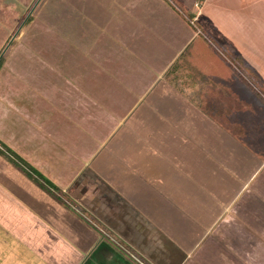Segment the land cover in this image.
<instances>
[{
  "label": "crops",
  "instance_id": "1",
  "mask_svg": "<svg viewBox=\"0 0 264 264\" xmlns=\"http://www.w3.org/2000/svg\"><path fill=\"white\" fill-rule=\"evenodd\" d=\"M155 2L152 12L167 34L155 51L143 45L139 55L156 65L146 61L153 71H140L165 84L159 79L144 102L137 95L143 124L115 142H93L86 162L61 187L62 200L17 169L5 172L7 181L0 171V200L2 194L7 201H0V220H9L26 247L19 260L0 255L2 264H101L107 246L108 264H130L128 257L135 264H193L209 250L217 256L226 250L231 264H261L264 92L256 80L264 84V73L234 43L204 28L232 45L254 77L203 44L191 49L194 28L167 0ZM145 30H137L138 38L146 39ZM182 53L183 74L169 72ZM71 56L73 65L78 60ZM69 203L95 227L81 228Z\"/></svg>",
  "mask_w": 264,
  "mask_h": 264
},
{
  "label": "rangeland",
  "instance_id": "2",
  "mask_svg": "<svg viewBox=\"0 0 264 264\" xmlns=\"http://www.w3.org/2000/svg\"><path fill=\"white\" fill-rule=\"evenodd\" d=\"M35 1L0 0V49ZM182 5L204 29L219 40L234 43L264 73V0H183ZM154 9H158L155 0L42 1L33 19L22 25L5 50L0 67V140L6 145L1 147L25 160L17 164L0 154L2 181L8 180L5 172L17 169L24 173L26 166L41 179L49 195L65 199L67 193L61 187L86 162L87 148L92 149L93 142L96 146L102 141L115 142L127 128L137 134L136 124H143L136 119L141 103L137 95L143 94L144 102L160 79L140 71H153L145 52L167 34ZM142 26L146 30L140 37L146 39L137 36ZM144 50L146 57L138 53ZM70 56L78 60L72 66ZM160 84H165L162 78ZM0 201L7 203L2 194ZM66 205L81 228L83 224L95 227L82 210L81 216L71 203ZM8 224L9 220H0V255L12 262L19 260L26 247ZM98 232L108 244V235ZM204 253L193 264H231L226 250L220 256L213 250ZM99 255L101 264L111 260L108 246ZM257 260L264 264V258Z\"/></svg>",
  "mask_w": 264,
  "mask_h": 264
},
{
  "label": "trees",
  "instance_id": "3",
  "mask_svg": "<svg viewBox=\"0 0 264 264\" xmlns=\"http://www.w3.org/2000/svg\"><path fill=\"white\" fill-rule=\"evenodd\" d=\"M42 1L43 0H39V2L37 3V5L33 9V11L31 12V14L28 16V18L26 19L24 24L29 23L33 19V13L42 4ZM167 1L172 6H174L177 9V11L180 13V15H182L186 19L188 24H190L194 28L196 35L194 36V38L192 40L191 49L195 48V46L197 44H203L205 47H207L209 50H211L214 54L221 56V57H224V58L226 57V58L230 59V61L232 63L234 62L240 68L241 73H244V74L250 76L251 78L254 77V75L252 73H255V72L252 69H250L246 64H244L241 55L235 52L233 46L228 44V43L218 42L214 37H212L210 34H208L203 29L201 24L197 21L194 14L188 12V10L185 8V6L182 5L183 0H173L174 2L178 1V3H179V4L177 3L178 6L175 5L173 3V1L170 2L171 0L170 1L167 0ZM191 20L193 22H191ZM7 40H8V38H7ZM7 40L5 42H7ZM2 47H1L0 51L2 50ZM5 54H6V52L3 53L2 56L0 57V67L3 64ZM177 62H178V65H177ZM177 66H178V69H177ZM184 70H185V53L184 54L182 53V56H180L178 59L175 60L174 64L170 68L169 72L176 73L179 71L180 74H183ZM180 82L182 83V86L184 87L186 82L184 80H181ZM256 83H258L257 84L258 89L260 91L264 92V84L261 85V83H259L258 80H256ZM2 143L3 142H1V140H0V154L5 155V157L8 160H12L14 163L18 164V161H22L25 163V160L22 159L20 156H18V154L15 151L13 152L8 147H1V146H6V145H4V143L3 144ZM12 155H14V157ZM23 172L26 175H28V177L33 179L36 183H38L40 186H43L44 183L41 181V179H39L37 176L33 175L32 172L26 168V166L23 168Z\"/></svg>",
  "mask_w": 264,
  "mask_h": 264
},
{
  "label": "water",
  "instance_id": "4",
  "mask_svg": "<svg viewBox=\"0 0 264 264\" xmlns=\"http://www.w3.org/2000/svg\"><path fill=\"white\" fill-rule=\"evenodd\" d=\"M39 2V0H36L34 2V4L32 5V7L29 9V11L27 12V14L25 15V17L23 18L22 22L19 24V26L17 27V29L15 30V32L13 33V35L10 37V39L8 40L7 44L4 46V48L1 50L0 52V57L2 56V54L5 52V50L7 49V47L9 46V44L11 43V41L13 40V38L16 36V34L19 32L20 28L22 27V25L24 24V22L26 21V19L28 18V16L31 14V12L33 11L34 7L37 5V3Z\"/></svg>",
  "mask_w": 264,
  "mask_h": 264
},
{
  "label": "built area",
  "instance_id": "5",
  "mask_svg": "<svg viewBox=\"0 0 264 264\" xmlns=\"http://www.w3.org/2000/svg\"><path fill=\"white\" fill-rule=\"evenodd\" d=\"M196 18V17H195ZM191 22H193L192 20H191Z\"/></svg>",
  "mask_w": 264,
  "mask_h": 264
}]
</instances>
